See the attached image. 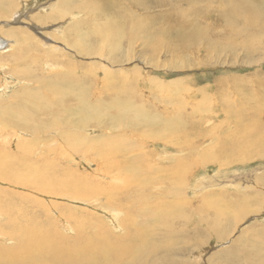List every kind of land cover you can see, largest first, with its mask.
I'll return each mask as SVG.
<instances>
[{
    "label": "rangeland",
    "instance_id": "374dc122",
    "mask_svg": "<svg viewBox=\"0 0 264 264\" xmlns=\"http://www.w3.org/2000/svg\"><path fill=\"white\" fill-rule=\"evenodd\" d=\"M172 1L160 0L159 8L149 1L143 9L131 4L132 0H71L73 12L67 16L62 13L68 0L2 3L9 12L0 18V158L8 159L10 167H16L15 173L24 176H49L51 171L56 174L59 168L66 169L61 172V180L78 182L76 175L85 177L87 187L101 186L99 193L106 189L115 197H120L117 191L137 180L134 175L129 181V168L123 166L127 158L134 157L132 164L141 167L139 177L143 179L156 163L167 169L176 164L177 158H189L181 202L186 203V213L191 212L195 220L191 227L189 217L182 220L180 235L176 236L182 235L179 238L185 239L187 246L195 245V255L180 257L181 262L260 264L232 259L223 252L234 240H239L246 254L263 246L264 154L227 163L221 162L225 156L216 155L229 152L237 129H253L244 117L264 105V29H258L264 22V0ZM82 4L105 9L107 25L112 32L118 29L117 34H108L109 40L117 37L112 51V47H99L100 43L94 41L91 32L100 36L99 31L87 28L103 27V16L91 15L80 7ZM241 18L255 22L248 24ZM154 20L161 24L156 25ZM119 22L123 28H119ZM163 23L171 26L170 37L158 38L155 29ZM185 23L193 29L185 31L183 36L188 38L179 46L176 37L183 29L175 30ZM75 24L82 35L81 43L77 42L76 27H72ZM133 28L138 33L136 39L131 38ZM12 29L16 33L11 34ZM23 38L27 39L25 44ZM71 44L89 55L79 53ZM25 45L28 51L17 55ZM153 46L158 47L156 52L151 50ZM23 70L28 75L21 77L19 71ZM72 73L77 86L59 82ZM178 109L184 114L196 109V119L212 135L192 138L188 150L160 139L156 131L168 129ZM1 111H8L11 117ZM257 114L264 118V113ZM192 127L198 128L196 124ZM219 140L224 143L222 150L215 147ZM119 144L127 147L129 156L113 153ZM100 148L102 153L98 154ZM209 148L218 159L199 163V154L203 157V151ZM259 150L264 152V146L250 154ZM64 173L69 176L65 178ZM2 182L1 198L39 213L43 222L55 221V229L60 232L71 229L59 221L57 213L104 222L105 230L120 233L111 217L109 204L113 202L103 193L94 200L68 195L67 199L51 198L38 192L41 187H13ZM149 187L146 193L151 201L161 191L167 192ZM59 204L61 210L56 209ZM214 207L232 210L231 217L242 213L228 239L226 235L222 240L214 236L210 225ZM118 217L125 220L123 215ZM221 224L229 225L228 219ZM11 248L8 238L0 240V250Z\"/></svg>",
    "mask_w": 264,
    "mask_h": 264
},
{
    "label": "bare ground",
    "instance_id": "6f19581e",
    "mask_svg": "<svg viewBox=\"0 0 264 264\" xmlns=\"http://www.w3.org/2000/svg\"><path fill=\"white\" fill-rule=\"evenodd\" d=\"M144 1L145 2L132 0L131 4L145 9L143 5L150 1L155 7H160V0ZM4 2H7V0H0V18L8 16L9 10L2 5ZM68 2L69 4L66 3L64 5L62 16H67L70 11L71 13L73 12L71 0H68ZM179 2L181 1L173 0L171 4H178ZM188 2L191 4V1ZM80 7L87 10L91 13V15L99 14L96 16H103L100 18V21H103V27L100 25H88L87 28L99 31L101 38L96 33L91 32V34L95 37L94 41L100 43L99 47H112L110 48L112 51L116 47L113 41L115 42L117 37L109 40V35L117 34L118 29L115 30V32H112L109 25H107L108 14L106 15L105 9L99 7H97V9L90 8L86 4H82ZM194 12L196 14L199 12L197 11V7L194 8ZM35 17L37 18V16ZM52 17L53 16H49L47 18L49 19ZM245 17L248 19L249 15H245ZM241 20L247 22L248 24L255 22L250 20L246 21L244 18H241ZM154 21L156 25L161 24L158 20ZM119 25V28H123L124 26L122 22H119ZM163 25L164 26L160 29H155L154 36H157L158 38H161V36H168L170 33L168 31L172 30L171 26L167 23H163ZM190 26V24L185 23L184 25H181L179 29L175 30L181 31L183 29V32L181 31V34L176 37V40L179 42L177 45L180 46L181 44H184L185 39L188 37L184 38L183 35L186 30L193 29L189 28ZM72 27H76V32L78 33L76 34V36H78L77 42L81 43V32L79 33L76 24ZM99 28H103L105 32H102ZM258 29H264V22ZM14 32L16 33V30L12 29L11 34ZM137 35L138 33H136V29L133 28L131 38L136 39ZM187 35L188 34H186V36ZM196 36L198 37L199 33H196ZM25 42H27V39L23 38V43L25 44ZM27 47L28 46L25 45L17 55L27 52ZM71 47L79 53L82 52L84 55H89L88 53H85L82 47H77L73 44H71ZM172 47L173 49L176 48L175 45ZM157 49V46H153L151 48L153 52H156ZM111 54V52L108 53L107 57ZM19 73H21V77L28 75L25 70L19 71ZM62 79L64 80H60V83H67L71 86L78 85L76 76H74L73 73ZM123 86L124 84L121 87ZM114 94L117 95L119 93ZM260 107L262 110H258L257 113L263 114L264 105ZM1 112L3 116L8 118L11 117L9 116L8 111ZM196 113V109H193V111L188 114H184L178 109L170 127L164 131L158 129L156 131L157 136L160 139L165 140L169 145L172 144L176 147L188 150V146L192 144L191 142H193V139L195 140L197 137L199 139H203L208 135H212V133L206 132V130L201 127L202 122L196 119ZM257 113H253L252 116L241 117V119L243 117L244 119H247L249 122L248 125L253 127V129L251 131H248V129H240L239 131L237 129L233 133L235 141L229 143V152L224 153V155L220 154V156L216 155L218 158L225 156L224 160L221 161V159H219L222 163L235 161L241 162L243 159L262 156V154H264V152H260V150L252 155L250 154L258 147L264 146V118L261 117V115L259 116ZM158 119L160 118L156 117V121ZM23 120L24 119H21V121ZM193 124H196L198 126L197 129L199 130L193 128ZM223 145L224 143L222 144L221 140H219L215 147L222 150L221 148ZM119 147L120 148L118 150L113 151L115 155H118V157H123V155L126 157L129 156L127 147L122 144H119ZM212 152L213 149H206V152L203 151L202 153V155L204 154L203 157H201L200 153V157L196 160L199 163H202V161L205 162L206 159H209V161L218 159L212 155ZM97 153L101 154L102 148L98 149ZM134 161V157H130V159L127 158V160L124 161L123 166L129 168V172L131 174L129 181L132 180L135 175L137 177L136 182L130 181V185H128L126 189L117 191V194L120 195V197H115L111 191L106 189H103V191L99 193L102 188L101 186L97 187L95 185L96 187H94L89 184L87 187L86 184L83 183V180L86 179L85 177L79 178L78 175H76V180L78 182H74L67 178L69 173H64V177L67 179L61 180V172L66 169L59 168L56 170V174L51 171L52 173L49 176L47 174H44L43 176L28 174V176H24L21 173H15L16 167H10L8 159L0 158V181L8 183L9 185L13 186L14 184L16 187H41V190L38 192L51 198L67 199L68 195L75 198H77L76 196H79V200L81 198L85 199V197H91V200H94L97 198V195L99 196V194L103 193L107 200L113 202L109 204L113 210L111 217L113 220L115 219L114 221L117 224V229H120V233L113 234L107 229H104V222L86 219L83 220L82 216L74 219L70 214L57 213L59 221H62L64 226L71 229L68 233L60 232L55 229V221L50 220L48 222H43L40 219L39 213L29 212L17 202H13L9 198L0 197V240L6 241L8 238V243H11L14 247L11 248L12 250H0V264H183L180 257L194 256L195 245L187 246L186 240H181L179 238L182 235L179 237L176 236L180 235V224L182 220L189 217V227L194 225L195 220L192 217L191 212L186 213V203L184 204L181 202L183 199L181 189L183 187V179L188 172L187 163H189V158L184 160L177 158L176 164H171V166H168L167 169H165L166 167H158L159 165L156 163L149 174L144 173V176L146 174L144 179L139 177L142 176L141 167H134L132 164ZM162 163L166 164V161ZM109 165H112V168L117 169V166H114L113 163H109ZM106 167L107 166H105V168ZM102 172L103 171H101V173ZM154 173L155 175L152 176ZM149 186L152 188L155 187L165 189L167 192L161 191V193L154 195L153 200L151 201V199L147 197L146 193V189L150 188ZM170 188H172L171 191L169 190ZM133 189H139L140 191L134 192ZM247 199L253 200L254 198ZM62 208L63 206L61 204L56 206L57 210H61ZM212 212L213 215L210 225L214 230L215 238L217 237L218 240H222L225 235L227 238L228 234L233 233V229L238 225L237 222L236 226H234L236 222L235 220H237V217L239 218L242 215V213H240L231 217L232 210L227 209L223 211L217 207H214ZM120 215L125 216V220H121L122 216L118 217ZM225 218L228 219L229 225L224 226L221 224V221ZM220 226L224 231L220 228ZM195 232L196 231H194V233ZM223 254L225 256H232V259H245L246 261H254L262 264L264 263V242L261 249H256L253 254H246L243 246L239 243V240H234L229 250H227L226 253L223 252ZM221 260L224 261L225 259Z\"/></svg>",
    "mask_w": 264,
    "mask_h": 264
}]
</instances>
